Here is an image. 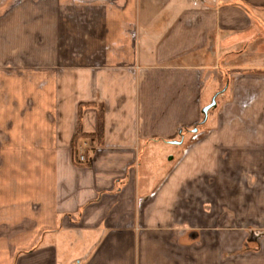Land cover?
I'll return each instance as SVG.
<instances>
[{
	"label": "crops",
	"instance_id": "0c3cea01",
	"mask_svg": "<svg viewBox=\"0 0 264 264\" xmlns=\"http://www.w3.org/2000/svg\"><path fill=\"white\" fill-rule=\"evenodd\" d=\"M68 239L65 264H264V0H0V264Z\"/></svg>",
	"mask_w": 264,
	"mask_h": 264
},
{
	"label": "rangeland",
	"instance_id": "374dc122",
	"mask_svg": "<svg viewBox=\"0 0 264 264\" xmlns=\"http://www.w3.org/2000/svg\"><path fill=\"white\" fill-rule=\"evenodd\" d=\"M215 112L213 110L211 112V115ZM236 158H234L235 160ZM235 165V164H233ZM236 171L237 169L235 167L230 168V173L233 172V175L230 174V192H229V199L223 200L222 203L224 206H228L229 211L232 213H236L237 210V193H236ZM230 219H232L231 224H234V222L237 221L238 218H241L240 216H230ZM245 218H248L247 216ZM231 226V225H230ZM217 234L215 233L214 236L212 235V238L215 239V236ZM76 239H68L67 242H63L61 245H59V260L60 264H65L68 260L75 258H81L84 255H86V251H84L83 246L88 242V241H75ZM78 263V260L76 261ZM247 264H250V260L246 261Z\"/></svg>",
	"mask_w": 264,
	"mask_h": 264
},
{
	"label": "trees",
	"instance_id": "16d2710c",
	"mask_svg": "<svg viewBox=\"0 0 264 264\" xmlns=\"http://www.w3.org/2000/svg\"><path fill=\"white\" fill-rule=\"evenodd\" d=\"M82 108L79 109V124L77 134L73 140V155H74V163L77 166H85L88 164V154H86V161H80V152H79V142L81 140H86L90 138H96L98 144H102L103 136H104V108L103 106L98 107V131L96 135H88L85 134L82 130L81 121H82Z\"/></svg>",
	"mask_w": 264,
	"mask_h": 264
},
{
	"label": "water",
	"instance_id": "95a60500",
	"mask_svg": "<svg viewBox=\"0 0 264 264\" xmlns=\"http://www.w3.org/2000/svg\"><path fill=\"white\" fill-rule=\"evenodd\" d=\"M216 107V101L214 100L210 105H208L207 107H205L203 109V114H204V117H205V120L208 118V114L209 112L214 108Z\"/></svg>",
	"mask_w": 264,
	"mask_h": 264
},
{
	"label": "built area",
	"instance_id": "2783aa9c",
	"mask_svg": "<svg viewBox=\"0 0 264 264\" xmlns=\"http://www.w3.org/2000/svg\"><path fill=\"white\" fill-rule=\"evenodd\" d=\"M87 145L88 144L85 143L84 148L79 151L80 152V161L81 162L86 161Z\"/></svg>",
	"mask_w": 264,
	"mask_h": 264
}]
</instances>
